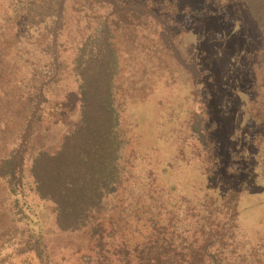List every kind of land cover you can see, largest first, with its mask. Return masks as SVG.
Wrapping results in <instances>:
<instances>
[{"label": "trees", "instance_id": "1", "mask_svg": "<svg viewBox=\"0 0 264 264\" xmlns=\"http://www.w3.org/2000/svg\"><path fill=\"white\" fill-rule=\"evenodd\" d=\"M184 1H7L0 262L32 250L39 264L51 255L58 264H264V203L240 192L264 195V0H240L262 42L227 140L210 119L191 112L185 123L207 154L200 169L180 160L192 185L175 171L176 118L166 109L182 103L181 78L201 73V50L189 40L181 51L177 30L189 6L197 15L231 0ZM31 33L34 63L25 58ZM250 126L253 136L243 133ZM251 148L248 175L236 161Z\"/></svg>", "mask_w": 264, "mask_h": 264}, {"label": "rangeland", "instance_id": "2", "mask_svg": "<svg viewBox=\"0 0 264 264\" xmlns=\"http://www.w3.org/2000/svg\"><path fill=\"white\" fill-rule=\"evenodd\" d=\"M7 1L0 0V13ZM232 1L217 11L207 12L208 9H203L197 15H193L196 8L189 6L190 13L187 11L185 16L181 17L183 26L177 30L180 41L178 47L181 51H184V45L189 40H195L201 50V59L195 62L201 73L195 76L196 70L192 67L187 77L181 78L180 86L175 93V95L179 93V97L182 98L181 106L177 105L174 108L175 104L171 101L173 104L167 103L166 109L167 117L176 118L174 129H176L177 134L174 144L181 155L179 156V165L175 167V171L178 176L184 175L183 181L185 184H190L192 181L186 178L187 174L191 175V171L183 163L180 164V160L182 159V162L187 160L192 164L196 162L198 169L201 166L203 167L205 165L204 161L207 160L204 148H200L186 130L185 123L190 113L200 115L204 122L210 119L208 123L212 126L211 128H219L225 136L224 139L227 140L228 134L232 130L231 122L228 126L229 119L233 115L236 119L237 114L247 108L250 96L248 88L252 76L251 69L254 64L252 57L256 46L262 42V39L256 34L253 21L249 19L244 11L243 3L240 0H234L233 4ZM178 2L181 5H189L184 0H178ZM30 35L28 36L30 38L26 39V41L29 40L28 46H26L29 53L25 54V58L27 61L34 63V61L37 62L36 58L39 56L35 48L39 36L36 33ZM21 36L23 35L21 34ZM163 93L168 97L167 89L163 90ZM254 93L253 98H255L253 100L256 101L257 98ZM175 95L173 97H177ZM3 110L0 104V113H4ZM162 125L164 127L168 123L164 122ZM233 128L235 129L234 135L239 137L241 130H236L234 124ZM256 129L255 126L254 128L250 126V130H245L246 132L243 133L253 136ZM1 133L0 127V135ZM253 144L255 145V142ZM1 145L2 141H0V147ZM249 151L246 160L243 158L236 161L237 169L248 175L252 173V170L256 171L255 164L252 162L256 156L255 150L253 151L251 148ZM250 168L253 169L249 170ZM260 182H264V180H260ZM247 187V185L241 186L240 192L245 196L244 198L251 196L254 204L264 203V195L259 193L248 194ZM58 263L57 256L51 255L48 259V264ZM0 264H39V261L32 250H27L13 254Z\"/></svg>", "mask_w": 264, "mask_h": 264}]
</instances>
